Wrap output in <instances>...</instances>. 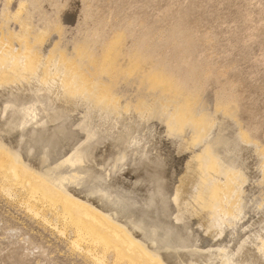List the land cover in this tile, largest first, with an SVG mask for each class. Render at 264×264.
Masks as SVG:
<instances>
[{
  "label": "bare ground",
  "instance_id": "1",
  "mask_svg": "<svg viewBox=\"0 0 264 264\" xmlns=\"http://www.w3.org/2000/svg\"><path fill=\"white\" fill-rule=\"evenodd\" d=\"M27 2L28 8H26L27 10L22 16L18 11H11L12 8L7 4V0L1 5L0 81L4 78L11 80L23 74H30L39 80L40 77H38V74L48 73V71L52 69V71L62 74L71 82L81 84L83 92L101 101L103 103L102 106H111L118 109L120 112L127 110L138 114L140 117L148 118L147 114L151 111V105L155 103L157 105L156 111L158 110L161 112L159 114H163L165 116L163 118H166V122L169 124L166 131L168 129L173 130V127H176V125L180 128H189L192 137L198 140L200 147H205L206 153L202 157H198L201 167L199 168V164L197 165V168H199L201 172L200 181L203 186V164L201 163V159L211 154L214 156L212 159L215 165V177L211 181V191L213 194L217 193L214 204L216 211L220 213L219 215L222 217L232 215V211L235 209L234 206L239 199L240 184L237 182V179L240 181L239 177L243 172L241 169H238V166L233 164V159H235V157L232 158V156L238 154V148L248 145L251 149L255 150L261 163L260 167L262 171L260 178L261 181H264V147L259 148L258 145L251 142L250 139V133L260 130L261 126L242 128L237 124L235 117L241 105L239 104L241 98L239 100L238 93L236 94L233 91L232 85H226L223 81L225 76H223V78L222 74L216 72V68L209 65L208 61L204 58V61L201 60L202 57L199 58V55H197V51L201 48H199V46H202L211 36L197 32L194 26H188L186 24V17L182 13L168 8L163 12L161 18L160 16L157 17L159 18L158 22L147 23L144 19H139L130 15L131 17H125L126 19H123V22L118 24L115 23L117 20L114 21V19H112L114 15L100 17L101 14L99 15L98 13L96 16L93 14V11L89 9H92L91 2H89L91 6L87 7L88 0H81V18L76 26V31L72 32L75 33V36H71L72 38L71 40L69 39L70 41L63 43L62 39L67 36L64 35L66 34V28H64V25L62 26V23L60 24V21L56 18V20L50 19V17L43 12L42 7L44 5L43 3L53 6L55 8L54 13H56V16H59V12L65 10L63 8L66 7L68 1L28 0ZM23 3H25L24 0ZM22 4H20L19 9L22 8ZM34 13L38 15L39 19L36 17L38 21H41L42 25L40 29L31 27L33 26L32 19H34ZM94 13H97V11L95 10ZM108 13L110 12L108 11ZM114 13L116 12L112 14ZM116 16L119 17V15ZM116 16L114 17L116 18ZM167 17H170L171 21L168 23L167 27L162 25L164 27L162 28L159 26L161 25L159 23ZM10 21L16 23L13 22L15 27L13 25L11 26ZM121 21L120 18L119 22ZM49 32H52V35L57 37L58 41L52 39L53 36L45 39V35ZM12 35H17V42H8V39H6L7 42H3L4 36ZM202 50L204 51V49ZM204 55H206V53ZM207 55H210L209 52ZM208 59L209 58H207V60ZM210 61L212 60L210 59ZM214 64L215 63H213V65ZM223 73L225 74V71ZM8 82L9 80L5 87L2 86L4 83L0 82V99L5 97L8 101L11 98L10 101L5 104L0 100V125L2 126L1 130L4 129L2 130L4 134H2L11 139L12 143L10 144L11 147L9 144L7 146L6 143L8 141L2 143L8 138L2 139L3 141L0 142L1 187L7 194L14 188L26 191L28 196V209L38 217L41 215V219L45 213L41 214L40 212H42V209L38 211L35 208L37 203H41V206L44 205L45 207L47 206V208L49 207L48 210L55 208L57 210L55 211V217L57 219L61 218L65 225L72 227L74 230L75 236L73 238L75 239L72 241L73 246L80 247L81 244H84V246L86 245L87 251L91 252V256L100 264H105L104 255L106 252L108 253V251L114 252V263L122 262L124 264H250V262L253 264H264V235L262 238L259 235V247L262 251L258 248L252 255H250L251 253L249 252L250 256L248 255L247 258L244 257V260H242L241 257L240 260L237 259L231 251V246H225V244L223 245L224 248H219L221 251L214 250L215 252L211 251L210 253V249L207 253L198 248L194 249V246L192 247L194 239L191 235L192 230L190 232V219L185 212L182 213L181 210H179L177 205L179 201L176 200L173 189L165 190L161 184L153 185L152 188L148 189L147 193H144L146 197L142 203L143 208L136 206L131 208L130 204H128L129 207L127 206L126 209L124 205H122L120 200H130L131 193H133L135 189L131 190L123 185V183L119 184L117 181L107 180L105 173L109 172L111 167L112 170L117 169L119 164L125 159L133 160V162L136 163L140 159L138 154L142 153L147 155L139 142L140 140H137L138 136H136V139L134 138L135 140L133 139L135 142L130 140V145L128 144L129 136L136 132L135 130L137 127L135 129V126H127V118L125 119L127 121L125 123L126 126L123 124L124 127L113 133V130H110L111 133L114 134L113 136L109 134L107 129L101 128L98 129L100 132H94L96 136L94 135L95 137L93 140H97L96 142L101 141L103 144L107 143L114 149L115 155L112 156L110 164L106 167L97 168L96 166H98V164L95 165L91 159L87 160L84 158L85 161L81 159L83 164L82 168L84 169H82L84 175L81 173L83 176H81L80 172L76 171L73 166H70V168L67 166L68 168L59 171L58 168L62 165L59 166L58 164H61V160L58 163V160L51 158L50 151L47 153L48 150L46 151L43 148L39 149L37 153L33 145H38L41 142L40 140H48L49 142L52 140L54 141V139L60 141L68 140L67 142L73 144V149L75 148V150H80L82 152L88 151L90 150V139L88 140V138L93 134L91 135L90 133V136L88 133L84 134L86 136H83V133L89 132V128L93 131V129L98 126V123L96 124L95 122V125L93 122L87 121L88 118L92 120L89 116L88 118L85 116L87 119L81 121L80 114L78 113V115L75 112L77 108L75 110L66 109L59 99V95L62 91L57 88L55 91H49L50 88L54 86L52 83L43 80V83L47 84V88L49 89L47 91L51 92L52 96H49L51 99L47 97V91L45 94H42L43 92L41 89V98L39 100L37 99V101L33 97L35 94L39 93L38 90L28 89L27 86L25 88V84L19 85L16 82ZM127 87L131 89L130 94L124 93V89ZM3 89L7 92L4 93ZM205 94H208L210 96L209 98L212 99V108H208ZM32 98L36 103L31 101ZM3 100L5 101V99ZM48 100L52 102L51 105L48 103ZM1 103L4 104H2L4 106L3 108L1 107ZM77 103L79 104V102ZM31 110L34 114L36 113L35 115L37 116L32 115V118L34 117L31 119L32 121L34 120V122H31L33 125L26 122V117ZM32 111L30 113H33ZM106 113L107 112H105V114ZM109 116L111 115L109 114ZM112 118L113 117H111V119ZM131 118L132 117L129 116V120ZM94 119L93 121H96ZM99 119L101 118H98V120ZM221 119V122L226 120L225 125L227 129L232 128L233 130V142L231 141L232 144L231 146L229 144L228 147H226V145L231 137L226 141V134H223L219 129L215 134L210 133V131H212L210 129L213 127L214 123ZM65 121H68V123L64 124ZM129 122L131 123V121ZM84 123L90 127L81 130L82 124ZM102 123H104V121L101 122V124ZM113 123H115V121L112 122V125H114ZM117 123L118 122H116L115 125H117ZM107 125L109 127L111 124L108 123ZM107 125H103L104 128H106ZM48 126H54V133L56 136L48 132ZM219 126L217 125L218 128ZM92 127L94 128L92 129ZM166 127L167 126H165V128ZM94 130L96 131V129ZM74 131L81 133V136L79 137L76 135ZM105 134H109V138L107 137L108 135L104 137ZM81 137L82 139L79 141L78 138ZM75 138L76 141L74 142L76 143L73 142ZM204 139H206V144L202 146L203 143H200ZM53 143L55 144V142ZM200 147L198 149H200ZM225 147L227 149L224 151ZM221 149H223L224 153L223 151L221 152ZM198 152V156H201V149L200 154ZM197 154L195 153V155ZM223 155H225V157L226 155H230L232 160L230 158L227 162H230V160L232 162L226 163V160L224 161L223 159L225 158ZM227 157L229 158V156ZM35 158L38 159L39 167L42 168L41 170L37 169L33 171L26 161L32 160L33 162H37V160L34 161ZM55 158L57 159L58 156ZM21 159H24L28 165ZM71 164L73 165L72 162L67 161V165ZM35 166L36 165H34V167ZM56 170L59 172H56ZM153 175L154 174L151 176ZM47 177H49L48 180L46 179ZM155 177H158L161 182L163 181L161 175L156 173ZM99 178H105L106 181L104 179V182ZM102 181L104 184L101 183ZM154 181V178H152L151 182ZM207 190L206 188V192ZM131 200H133V198ZM132 203L134 202L132 201ZM243 204H241V206ZM261 205L262 204L259 203V206ZM94 206L105 211L108 215H103H107L111 220L122 223L126 229L124 233L128 236L126 237L128 238L127 242L123 240L124 234L114 232L112 227L107 226L109 222L106 224L104 221L102 222V219L94 216L96 213L94 215L92 214ZM47 208H45V210ZM38 209L40 208L38 207ZM99 212H97V215H99ZM217 212L215 213L217 214ZM215 213H213V215H216ZM160 216L161 218L159 219ZM239 216H237V218ZM222 217L221 220L223 219ZM215 219L213 220L215 221ZM221 220L219 221L221 222ZM261 222L262 221H260V223ZM260 223L259 231H263L262 233L264 234V218L263 224ZM234 224V226L237 225V223ZM217 225L219 226V224ZM241 225L239 224L240 227ZM230 227H232L231 224ZM119 228H121V226H119ZM220 228H222L224 232V228L222 226L219 227V229ZM222 229L219 231H222ZM119 231L121 232V230ZM237 232H235L236 236L238 235ZM233 235L235 236V234ZM233 237L230 242L231 244ZM130 238L131 240H137L138 243L135 241L134 243L136 245L133 244L132 246ZM195 244L198 245L199 243L195 242ZM257 245L258 244H256V246ZM89 248L97 249L98 251L97 253H92V250ZM217 249L218 248H216V250ZM204 251H206L205 248Z\"/></svg>",
  "mask_w": 264,
  "mask_h": 264
},
{
  "label": "rangeland",
  "instance_id": "2",
  "mask_svg": "<svg viewBox=\"0 0 264 264\" xmlns=\"http://www.w3.org/2000/svg\"><path fill=\"white\" fill-rule=\"evenodd\" d=\"M5 1L6 0L4 1L0 0V8L2 3H4ZM20 1L7 0L8 2L7 4H9L10 8H12L11 9L12 12L18 11V13L22 16L27 10L26 8H28V2H27L28 0H24L25 3H23V0ZM65 1L66 2L68 1L66 3L67 5L66 7L63 8L65 10H61L59 12L60 13L59 16L58 15L56 16V13H54L55 8L53 6H49L47 3H43L44 5L42 7L43 12H45V14L48 15V17H50V19L56 18L57 20L60 21V24L62 23L61 25L62 26L64 25V28H66L65 30L66 34L64 35L67 36H65V38L62 39L63 43L70 41L71 38L75 36V33L72 32L76 31V26L78 25L81 18L80 16L81 0H73V1L65 0ZM89 2H91L92 6L89 5L90 4ZM87 3H86L87 7L91 6L92 9L91 8L89 9L92 10L93 14H95L96 16L98 15V13L99 15L101 14L100 17L102 16L107 17L108 15L109 16L119 15V17L122 20L121 22H119L120 18L118 16H116V18L113 16L112 18L114 19V21L117 20V22L115 23L118 24L122 23L123 19H126L125 17L129 18L131 16L139 19H144L145 21H147V23L158 22L159 18L157 17L160 16L161 18L163 12L166 9L171 8L176 12L182 13L186 17V24L188 26H194L195 29H197V32L201 34L210 35L212 39L210 37L211 40L209 39L205 41L202 46H199V48L201 47L200 48L201 50L199 49L197 51V55H199V58L202 57L201 60L204 61L205 59L206 61H208L209 65H212L214 68H216L215 69L217 70L216 72L222 74V77L225 76V79H223V81L226 83V85L228 84L232 85L233 91L236 94L238 93L237 95L239 97V100L241 98L239 103L241 105L235 117L237 124L242 128H248L251 126H261L260 130L250 133L251 135L250 139L251 142L258 145L259 148L264 147V129H263L264 128L263 127L264 126L263 125L264 124V0H94V1L88 0ZM20 4H22L21 5L22 8L20 7L22 10L19 9ZM95 10L97 11V13H94ZM107 10L111 14L108 13ZM113 12L116 13L112 14ZM137 15L140 16L138 17ZM141 16L145 18H142ZM36 17L38 18V15L34 13L33 18L37 19ZM34 19H32L33 26L31 27H35V29L37 28L40 29L42 25L41 21L40 22L38 21L39 18L37 20ZM170 21L171 18L167 17L166 19H164L159 23L161 24L159 26H161L162 28L167 27ZM13 22L14 21H10V24L11 26L13 25L15 27ZM52 34H53L52 32L47 33L45 35V39L49 37L51 38L53 36L52 39H56V41H58V38L54 37V35ZM6 39H8V42L10 41L17 42V35L4 36L3 42H7ZM202 49H204V51ZM208 52L210 55H207ZM203 53L204 54L206 53V55H204ZM207 58L209 59L207 60ZM210 59L212 61H210ZM213 63H215L214 64L215 66L213 65ZM219 69L221 70V72ZM50 70L51 71H48V73L38 74L39 75L38 77H40L39 80L30 74H23L11 80L4 78L0 82L4 83L2 84V86L4 87L7 81L9 80L8 83L16 82L19 85L25 84V88L27 86L28 89L31 88V90H36V91L38 90L39 91V93H37L38 95L35 94V96L33 97L35 98V100L37 99L39 100L41 98L40 95L41 89L43 92L42 94H45L46 91L49 90L47 88V84L43 83V80L48 83H52V85L54 86L53 88H50L49 91L51 92L53 90L55 91L56 88L62 91L61 94L59 95V99L61 103L64 104V107L66 109L75 110L77 108L75 112L77 114L78 113L80 114L78 115L80 116L81 119L80 118L79 119L81 121L86 120L89 116L92 118V120L88 118L87 121L93 122L94 124L96 122V124L98 123L97 125L100 126L99 127L96 126L97 128L92 127V129L94 128L96 129V131L94 129L93 131H91V128H89L90 129L89 132L86 133L82 132L83 136H86L84 134H88V133L89 135L90 133L91 135L93 134L92 135L93 137L90 135L92 138L91 137L88 138V140L90 139L89 142L90 150L88 151L82 152L80 150H75V148L73 149V144L67 142L68 140L60 141L54 139V141L53 140L52 141L55 142V144L52 141L49 142L48 140H40L41 142L38 145H33V148L37 150L36 151L37 153L39 152V149L42 148L46 151L48 150L47 153L50 151L49 153L51 154L52 159L58 160L57 161L58 163L61 160V164L60 163L58 164L59 166L62 165L58 168L59 171H61L64 168H68L67 166H69V168L70 166H73L74 169L76 171H79L80 175L83 176L84 169L82 168L83 167L82 161H85L84 158H86L87 160L91 159L95 165L98 164V166L96 167L100 168V167H106L108 164H110L112 156L115 155L112 146H110L107 143L103 144V142L101 141L96 142L97 140L96 141L93 140V138L96 136L94 132L98 133L99 131L98 129L101 128L107 129L109 131V134L113 136L114 135L112 134L113 132L117 131L118 129L126 125L135 126L134 127L135 129L137 127V129L135 130L136 132L132 134L133 136L132 135L129 136L128 144L130 145V140L132 142H135L134 140L136 139V136H138L137 140L138 141L140 140L139 142L141 143V146H143L144 151H146V154L148 156L140 153L138 154L140 159L136 163L133 162V160L125 159L122 161L121 164H119V167L117 169L112 170L111 167L109 169V172L105 171L107 173V174L105 173V177L107 178V180L108 179L114 180L117 181L119 184L123 183V185L127 186L131 190L135 189L134 190L135 194L134 192L131 193L132 195L130 194L133 200H131L132 199L131 197L130 200H120L122 202V205H124L126 209L128 204H130L131 208L135 206L142 207L143 205L142 203L144 202L146 197L144 193H147L148 189L152 188L153 185L161 184L165 190L173 189L174 194L176 196V200L179 201V203L176 201L179 210H181L182 213L185 212V214L190 219L191 221V222L189 221L190 232L192 230L191 235L194 239L192 242L194 243L192 247L194 246L193 247L194 249L198 248L199 250L206 253L210 249L209 251L210 253L211 251L214 250L221 251L220 250L221 247L224 248L223 245L225 244V246L226 245L229 247L231 246V251L233 252V255L239 260L240 257L242 260H244L245 258L248 257L250 253H251L250 255H252L253 253H255L256 249L258 248L260 249L259 239L260 237L262 238V236L264 235L262 233L263 231H259L260 229L259 223L260 221H262L260 224H263V218H264V181H261L260 178L262 171L260 167L261 163L254 149H251L248 145L243 146L241 148H238L239 150L237 155L232 156V158L235 157V159H233V164L238 166L239 167L238 169H241L243 172L239 177L240 181L237 179V182L240 184V189H239L240 193H239V199L236 205L234 206L235 209H233L232 211V215H227L222 217L221 215H219L220 213L216 211V207L214 204L217 198V193L213 194V192L211 191V185H212L211 181L215 177V171H214L215 165L212 159V157L214 156L212 154L210 156H206L204 159L200 158L201 163L203 164L202 178L205 187L202 185V182L200 181L201 172L199 168L201 166L198 161L199 160L198 157H202L206 153L205 147L203 146L206 144L205 143L206 139L201 141L200 144L203 143L202 144L203 147H200V145L198 144L199 143L198 140L192 137L189 128L186 127L180 128L176 125L177 129L175 126L174 127L172 126L174 129L173 130L168 129L169 131L167 130L168 131L167 132L166 129L169 126V124H167L166 122L167 119L163 118L165 117L163 114H159L161 112H159L158 110L156 111L157 105L155 103H152L151 105V111L149 112V114H147L148 118L140 117L138 114L129 112L127 110L120 112L118 109H115L114 107L111 106L104 105L105 106L104 107L102 106L103 103L101 101L97 100L93 96L86 95L81 89V84L73 83L69 79L65 78L62 74H58L55 71H52V69ZM224 71L225 74L223 73ZM4 90L5 89H3V91ZM49 91H47L46 94L47 97L51 99V97L49 96L52 95L51 92ZM5 92L7 91H4V93ZM124 93L130 94L131 89L128 87L125 88ZM209 97L210 96L208 94H205L206 102H208L207 106L208 108H212V99H210ZM33 98L31 101H34ZM3 99H5V101ZM3 99L1 98L0 100L1 102L3 101L5 104L8 103L11 98L8 101L7 98L5 97H3ZM77 102H79V104ZM34 103L36 102L34 101ZM48 103H50V105L52 104L50 100H48ZM2 104L3 103H1V107L3 108L4 104L3 105ZM105 112L107 113L105 114ZM29 113H28L29 117L25 116L27 118L26 119L27 121L26 120L25 121L28 123L34 122V120L32 121L31 119L34 118V117L32 118V115L36 116L35 115L36 113L35 114L34 112L30 114ZM109 114L111 116H109ZM85 116L87 118H85ZM129 116L132 117L130 120H129ZM111 117H113L112 119L115 121V123L118 122L117 125L113 123L116 128L114 127V125H112V122L114 121L111 119ZM98 118L101 119L98 120ZM126 118L128 122L125 120ZM93 119L96 121H93ZM132 119H136V120H132ZM103 121L104 123L101 124V122ZM129 121H131V123ZM221 121L222 119L214 123L213 127L210 129L212 130L210 131V133L215 134L217 133V131L220 130L223 134H226L225 135L227 137L226 141L231 137L229 139L230 142L228 140L227 142L228 144L226 145V147H228V145L230 144L231 146L233 142L232 141V139L234 138L232 136L233 130L232 128L227 129L225 125L226 120L225 121L223 120V122ZM66 123H68V121L67 122L65 121L64 124ZM108 123L112 125V126L109 125V127L111 126L110 128L107 125ZM220 123L222 126L220 125ZM85 124L86 123L82 124L83 126L81 130H85V128L90 127ZM31 125L33 124L31 123ZM103 125L104 126L107 125V127L104 128ZM217 125L218 126L220 125L219 128L217 127ZM165 126L167 127L165 128ZM1 127L2 126L0 125V131H1L0 133L2 134L3 133L2 130L4 129L1 130ZM111 129L113 130L112 133L110 131ZM48 132L51 135H55L54 126H48ZM74 132L79 137L81 136L80 135L81 133L76 131ZM166 133H168L169 135ZM1 134H0L1 137L0 142L8 138L5 135H3L4 133L2 135ZM109 134H105L104 137L108 135L107 137L109 138ZM78 139L80 141L82 137ZM74 141H76V138L75 140H73V142ZM2 143H6L7 146L9 144V146L11 147L10 144L12 142L11 139L8 138L7 140H4ZM64 145L66 146V148ZM199 147L201 149V154H202L201 156L200 155L198 156L197 154L198 151H199L198 153L200 154V149H198ZM226 147L224 151L227 149ZM68 151L71 153H69ZM222 151L223 149H221V152ZM53 152H55L56 154ZM58 153L59 155L61 153L60 155L61 158L59 157ZM195 153L197 155H195ZM57 156L58 158L56 159L55 157ZM223 156L225 157V155ZM227 156H229V158ZM226 157L228 158V160ZM226 157H225L226 159L223 158L224 161L226 160V163L232 162L231 161L232 158L230 155H226ZM230 158H231L230 162H227L229 161ZM81 159L83 160L81 161ZM21 160L26 164L28 162L29 167H31L33 171L37 169L39 170L42 169L41 167H39V162L37 158H35L34 160V161L37 160V162H33L32 160L31 161L26 160L27 162L24 159ZM67 161L72 162L73 165L72 164L67 165ZM32 165L33 167L34 165H36L35 166L36 168L34 167L35 168L34 169ZM197 165L199 168H197ZM75 167H77L78 169ZM58 170H56V172H59ZM156 173L161 175V177L163 178L162 181L163 183L159 180L158 177H155ZM152 174L154 175L151 176ZM152 178H154L155 180L154 182H151ZM46 179L48 180L49 177H47ZM99 179L104 181L105 178L103 179L99 178ZM103 181L101 182L102 184H104L106 179L104 182ZM206 188L208 189L207 192H206ZM27 198L28 196L26 191L24 190L21 191V189L19 188H14L10 193L7 194L2 189L0 183V264H100L97 263L95 259L91 256L90 254L91 252L87 251L86 245L84 246V244H81L80 245L81 248L79 246H73L72 241L75 239L73 238L75 236V233L73 232L74 230L72 227L65 225V223L62 221L61 218L57 219L55 217L56 216L55 211H57L55 208H51L49 209L51 211H49L48 210L49 207L47 208V206L45 207L44 205L43 207L41 206L42 205L41 203H37L36 204L37 206H35V208L38 211L42 209L41 210L42 212H40L41 214L45 213L41 219V215H39L38 217L28 209ZM132 201L134 203H132ZM259 203H261L262 205L259 206ZM241 204H243L244 206L242 205L243 206L242 207ZM38 207L40 209H38ZM45 208H47L46 209L47 211L45 210ZM218 209L220 210L219 207ZM98 210L100 211L101 209L98 208L97 206H94L92 214L94 215L96 213L94 216L99 219H102V222L104 221V223L106 224L109 222L107 226L112 227L114 232L124 234L123 240L127 242L128 238L126 237L128 236L127 234L124 233V230L126 229L122 225V223L115 220L114 222L113 220H111L110 217L108 218L107 216L108 214L105 211L101 210L100 213ZM97 212H99L98 213L99 215H97ZM215 212H217V214ZM213 213H215L216 215H213ZM101 214L102 215L107 214V215L102 216ZM237 216L239 217L237 218ZM221 217L223 218L222 220ZM160 218L161 216L159 217V219ZM213 219H215V221ZM218 219L221 220L222 224ZM238 220L240 221V223ZM223 221H225L226 224ZM234 223H237L238 226L239 224L242 225L241 227L239 226L240 227L239 228L237 225L234 226L235 225ZM217 224H219V226ZM230 224L232 227H230ZM111 225H113L114 227ZM220 225L224 228V232L222 228L219 229V227H221ZM119 226H121V228H119ZM218 229L219 230L222 229V231H219ZM229 229L231 230V232L234 233H231ZM119 230H121V232ZM235 232H237L238 234L237 236ZM221 233L224 234L222 235ZM233 234H235L236 236L235 239H234L235 236ZM232 237L234 242L232 241L231 244L230 242L232 240ZM197 239H200L201 241ZM130 241H132L130 242L132 246L133 244H135L134 243L135 241L136 243H138V241L135 239L131 240L130 238ZM195 242L199 244L197 245L195 244ZM256 244L258 245L256 246ZM204 248L206 251H204ZM216 248L218 249L220 248V249L216 250ZM91 250L92 253H97L98 251L97 249L96 250L91 249ZM260 250L262 251V249ZM106 254L104 255L105 256L104 263L113 264L115 262L114 252L108 251V253L106 252ZM114 264H124V263L118 262ZM250 264L253 263L250 262Z\"/></svg>",
  "mask_w": 264,
  "mask_h": 264
}]
</instances>
